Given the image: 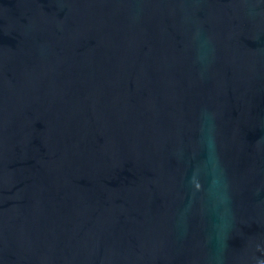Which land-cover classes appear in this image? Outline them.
Returning a JSON list of instances; mask_svg holds the SVG:
<instances>
[{"label":"water","instance_id":"1","mask_svg":"<svg viewBox=\"0 0 264 264\" xmlns=\"http://www.w3.org/2000/svg\"><path fill=\"white\" fill-rule=\"evenodd\" d=\"M0 264H264V0H0Z\"/></svg>","mask_w":264,"mask_h":264}]
</instances>
